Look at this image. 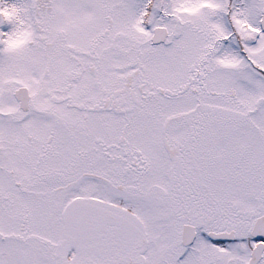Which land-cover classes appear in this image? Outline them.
Returning a JSON list of instances; mask_svg holds the SVG:
<instances>
[{"label":"snow or ice","instance_id":"snow-or-ice-1","mask_svg":"<svg viewBox=\"0 0 264 264\" xmlns=\"http://www.w3.org/2000/svg\"><path fill=\"white\" fill-rule=\"evenodd\" d=\"M0 264H264V0H0Z\"/></svg>","mask_w":264,"mask_h":264}]
</instances>
